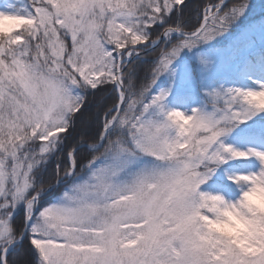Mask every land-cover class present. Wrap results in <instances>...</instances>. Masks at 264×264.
Segmentation results:
<instances>
[{"label":"snow or ice","instance_id":"snow-or-ice-1","mask_svg":"<svg viewBox=\"0 0 264 264\" xmlns=\"http://www.w3.org/2000/svg\"><path fill=\"white\" fill-rule=\"evenodd\" d=\"M254 13L250 0L0 6V264H264V233L242 247L211 232L229 200L200 191L228 160L264 164L220 141L264 112V78L202 88L190 113L167 103L181 55L211 75L204 46ZM230 51L264 77V19Z\"/></svg>","mask_w":264,"mask_h":264},{"label":"trees","instance_id":"trees-1","mask_svg":"<svg viewBox=\"0 0 264 264\" xmlns=\"http://www.w3.org/2000/svg\"><path fill=\"white\" fill-rule=\"evenodd\" d=\"M7 2L8 0H0V6L4 5ZM202 2L207 3V0H191V3L194 6ZM232 2L233 0H229V3H232ZM239 2H243V0H239ZM250 2L253 5H255L254 16L252 18L250 17L249 21H241L240 25L236 28H233L230 34H228L227 36L223 38L216 40L215 41L216 44L208 48L206 51L209 54H212V53L220 54L219 59L225 64V67L220 68L224 70V76L221 77L220 80L226 79V81L227 80H229L230 82L233 81L235 82V84H237L238 87H240L241 84L244 82V80L241 78L242 74L239 73V68L242 66V64H245L247 67L249 66L243 60L231 61L229 59L231 55L230 49L233 46L234 41L238 38L242 29L245 27L246 23L250 22L251 19L256 22H258L261 19H264V0L259 1V2H257V0H250ZM173 67L177 69V83L178 84H179L178 78L180 75L179 72H182V73L186 72L188 74L190 81L194 84V88L200 91L199 78H198L200 73L198 70L197 62L193 58L192 54L188 52H184L181 55V57L175 62ZM169 85H170L169 77L167 75L162 76L158 81L157 90L168 88ZM185 96H186V100L189 102H192L193 99L196 98L195 92L188 91L187 88L185 89ZM244 124L245 125H243V127L238 128V129H236V126H234L232 130L223 137L233 138L234 135L236 137L242 136L243 137L242 141L244 142H251L252 144L260 143L264 145V112L258 113L256 116L247 120ZM218 168H227V167L226 166L222 167V165H220ZM218 168H216V171L209 177L207 182L201 185L200 190L203 189L204 193L206 189L208 190L213 184L218 183V181L221 182L224 185V187H227V188H233L235 186L234 184L221 179L222 176L217 175Z\"/></svg>","mask_w":264,"mask_h":264},{"label":"rangeland","instance_id":"rangeland-1","mask_svg":"<svg viewBox=\"0 0 264 264\" xmlns=\"http://www.w3.org/2000/svg\"><path fill=\"white\" fill-rule=\"evenodd\" d=\"M262 0H257V2ZM8 2H15V0H8ZM3 6V5H1ZM216 42L214 41L212 45H206L204 46V51L206 52L208 48L214 46ZM209 54L208 52H206ZM192 54V53H190ZM193 55V54H192ZM209 56L216 60V65L213 69V73L209 76H201L199 75V90L194 88V84L190 81L188 78L186 88L188 91L195 92L196 98L193 99L192 102H189L186 100L185 103H177L178 100V93L179 85L181 82L185 80V77L188 76L186 72L182 73L179 72V84L177 83V89L173 91V93L169 96L167 103L170 107L176 108L178 110L186 111L190 113V109L192 107H198L200 105L201 100L203 99V94L201 93L202 88H207L211 86L219 85L221 82H224L226 86H237L235 82H230L229 80L226 81L220 80L221 77L224 76V70L220 69L221 67H225V64L220 61V54L218 53H212L209 54ZM239 73L242 74L241 78L244 80V82L241 84L240 87L249 89V88H255V85L251 83L250 80L246 79L247 76H254L256 78H264L259 75V73L255 70V68L247 67L245 64H242V66L239 68ZM203 80V82H201ZM238 87V86H237ZM245 125L244 123L236 125V129L243 127ZM242 136L236 137L234 135L233 138L231 137H221L220 141L225 144V146H231L236 151H242V152H248L249 150H254L258 152H264V145L263 144H252L251 142H244L242 141ZM227 168H218L217 175L222 176L221 179L228 181L230 176L238 175V174H248V173H258L261 168H264V164H262L258 159L255 157H249L247 159H235V160H228L226 163L222 164V167ZM219 178V177H218ZM235 185V184H234ZM209 190V191H208ZM205 190V193H210L212 195H222L225 197L226 200L235 202L240 196V191L235 185L233 188H227L224 187V185L218 181V183L213 184L209 189ZM201 192H204L203 189L200 190Z\"/></svg>","mask_w":264,"mask_h":264},{"label":"clouds","instance_id":"clouds-1","mask_svg":"<svg viewBox=\"0 0 264 264\" xmlns=\"http://www.w3.org/2000/svg\"><path fill=\"white\" fill-rule=\"evenodd\" d=\"M260 101L264 102V97ZM244 175L238 174L233 178L237 185H246L235 206L232 201L225 204L222 197L216 205L217 220L209 225L211 232L242 247L248 246L254 235L264 233V176L253 174L247 181L243 179Z\"/></svg>","mask_w":264,"mask_h":264}]
</instances>
